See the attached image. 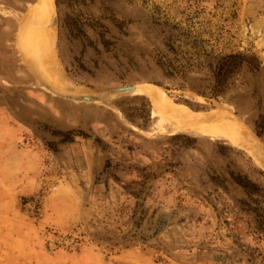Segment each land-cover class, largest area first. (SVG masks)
I'll list each match as a JSON object with an SVG mask.
<instances>
[{"label":"rangeland","instance_id":"obj_1","mask_svg":"<svg viewBox=\"0 0 264 264\" xmlns=\"http://www.w3.org/2000/svg\"><path fill=\"white\" fill-rule=\"evenodd\" d=\"M164 1L0 0V264H264V231L244 210L245 196L209 179L232 170L264 189V134L253 131L264 118V0H236L216 47L253 54L259 67L242 65L216 98L155 64L162 38L149 18ZM47 8L51 55L81 92L57 87L24 50L27 24ZM112 16L125 23L116 27ZM37 78L71 94L135 88L79 102ZM149 84L187 116L222 114L236 127L173 132L150 101V121L138 128L120 109ZM233 115L260 148L249 147ZM55 130L73 140L59 142ZM176 133L193 141L170 140ZM221 145L230 148L220 154ZM253 199L264 207V196Z\"/></svg>","mask_w":264,"mask_h":264},{"label":"trees","instance_id":"obj_2","mask_svg":"<svg viewBox=\"0 0 264 264\" xmlns=\"http://www.w3.org/2000/svg\"><path fill=\"white\" fill-rule=\"evenodd\" d=\"M53 2L57 5L58 0ZM236 6V0H165L161 5L154 3L149 22L162 38V50L155 52L154 57L161 74L166 78L179 76L182 83L190 78L193 83L188 85L187 90L199 96L216 98L227 89L229 79L242 65L257 69L259 60L255 55L221 52L216 47L218 39L227 30L226 24L236 16ZM111 21L118 28L125 23L123 18L113 16ZM190 73L196 76L189 77ZM132 98L138 102L120 111L132 125L145 129L150 121L151 103L145 95H134ZM253 131L257 136L264 134V118L259 116ZM52 133L59 136V142L73 140L71 131L55 130ZM76 134L83 136V133ZM169 139H181L183 146L193 141V137L178 133L169 136ZM229 148L221 145L217 152L222 154ZM225 174L211 173L209 179L222 189H226V183L238 187L245 196V199L239 200L247 206L244 210L253 214L255 229L264 231V207L253 199L254 196L263 197L264 189L238 172L227 170ZM249 201L256 206H250Z\"/></svg>","mask_w":264,"mask_h":264},{"label":"bare ground","instance_id":"obj_3","mask_svg":"<svg viewBox=\"0 0 264 264\" xmlns=\"http://www.w3.org/2000/svg\"><path fill=\"white\" fill-rule=\"evenodd\" d=\"M45 4L46 6H48V2ZM50 11L51 9L47 8V11L39 12L35 14L32 17V19L29 21V23L27 24L25 37L23 40L24 50L27 56L32 60L31 62L33 63V65L37 67L38 66L41 67L43 73H45L46 76H49L50 78L49 80L52 83H54L57 87L64 88L66 90L71 89L72 91L81 92L78 91L77 89L76 90L73 89L74 87L72 88V86H69L67 80L63 77V75H61L58 72V69L54 61V57L53 55H51L50 47H51L52 39L49 28ZM44 80L47 81L46 79ZM49 87L55 91L61 92V90L53 88L51 85ZM135 90L149 97L150 99L149 101H151L152 103V108L154 113L155 114L157 113L158 116H162L168 119L169 122L171 123V130L173 132H177V131L186 132L193 130L197 131L200 129L202 130V128L204 130V129L216 128V127L219 128H229V127L233 128L234 126L236 127V124L234 122L226 120V118H223L222 114H215V115L211 114L206 116H194V115L187 116L186 115L187 113L176 110L174 108L175 106L171 105L167 99L161 97L160 96L161 94L159 93L160 90H158V88L154 85L151 84L141 85ZM78 94H82V93H78ZM90 94L91 93L85 95L90 96ZM238 119L242 123L241 119L240 118ZM242 125L245 127L243 123ZM245 129L248 133V137L246 136L247 134L244 137L250 143L249 147L253 146L252 143H254L258 148H260V145L253 141L249 130H247L246 127ZM236 130H234L235 131L234 133H237ZM239 131L241 132V129H239ZM241 134L244 133L241 132ZM242 140L244 139L241 138V142Z\"/></svg>","mask_w":264,"mask_h":264},{"label":"water","instance_id":"obj_4","mask_svg":"<svg viewBox=\"0 0 264 264\" xmlns=\"http://www.w3.org/2000/svg\"><path fill=\"white\" fill-rule=\"evenodd\" d=\"M37 81L40 85H42L45 89L49 92L57 95L59 97L72 100V101H79V102H100L105 101L109 98L119 96L124 93H129L134 91L135 85H123L120 87H116L113 89H109L106 91H102L100 93L85 95V94H71V93H62L51 89L43 80L37 78Z\"/></svg>","mask_w":264,"mask_h":264}]
</instances>
